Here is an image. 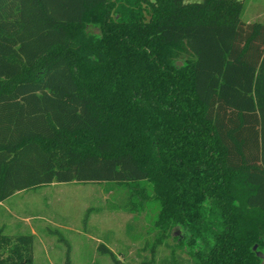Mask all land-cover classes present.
I'll return each mask as SVG.
<instances>
[{
	"label": "trees",
	"instance_id": "trees-1",
	"mask_svg": "<svg viewBox=\"0 0 264 264\" xmlns=\"http://www.w3.org/2000/svg\"><path fill=\"white\" fill-rule=\"evenodd\" d=\"M244 10L0 0V203L55 183L130 186L158 207L152 263L180 228L192 264H264V23ZM35 240L0 226V264H35Z\"/></svg>",
	"mask_w": 264,
	"mask_h": 264
},
{
	"label": "rangeland",
	"instance_id": "rangeland-1",
	"mask_svg": "<svg viewBox=\"0 0 264 264\" xmlns=\"http://www.w3.org/2000/svg\"><path fill=\"white\" fill-rule=\"evenodd\" d=\"M244 1L243 21L264 23V0ZM134 190L111 182L55 183L24 191L7 200L5 206L19 217L34 216L35 264H66L68 244L71 264H114L107 254L97 250L101 242L110 246L123 264H166L174 247L178 264H192L187 251L177 246V238L183 236L180 228L168 238L163 237L155 262H151V247L161 237L154 225L158 207ZM0 211H5L4 207ZM13 224L9 222L6 233L29 232L23 223L20 232H12ZM55 228L58 231L49 232ZM260 253L264 259V252Z\"/></svg>",
	"mask_w": 264,
	"mask_h": 264
},
{
	"label": "crops",
	"instance_id": "crops-1",
	"mask_svg": "<svg viewBox=\"0 0 264 264\" xmlns=\"http://www.w3.org/2000/svg\"><path fill=\"white\" fill-rule=\"evenodd\" d=\"M22 192H24V191L18 192L15 195H13L12 197H14V196H16V195H18V194H20ZM11 198H9V199H11ZM6 201L0 203V208H3L4 207V209H5V211H2V212L0 211V226H4L5 232H6V228H7L8 224H9V222L11 221V222H14V224L12 226V228H13V231L12 232H20V230H22V228H23V226L21 225V223H23L24 226L27 227V229H28L29 232H32L33 234L36 235V230H35V228L33 227V224H32V222L34 221V216H32V215H26L25 217H19L18 215H16L15 213H13L11 210H9L5 206L6 205L5 204ZM12 217H14L15 219L17 218L19 221L16 222V220H14ZM15 234H19V233H12L11 235H15Z\"/></svg>",
	"mask_w": 264,
	"mask_h": 264
},
{
	"label": "water",
	"instance_id": "water-1",
	"mask_svg": "<svg viewBox=\"0 0 264 264\" xmlns=\"http://www.w3.org/2000/svg\"><path fill=\"white\" fill-rule=\"evenodd\" d=\"M258 254L261 256V253L260 252Z\"/></svg>",
	"mask_w": 264,
	"mask_h": 264
}]
</instances>
